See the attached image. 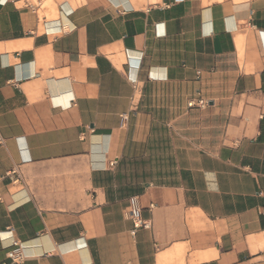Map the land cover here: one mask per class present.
<instances>
[{"label":"crops","instance_id":"0c3cea01","mask_svg":"<svg viewBox=\"0 0 264 264\" xmlns=\"http://www.w3.org/2000/svg\"><path fill=\"white\" fill-rule=\"evenodd\" d=\"M0 264H264V0H0Z\"/></svg>","mask_w":264,"mask_h":264},{"label":"built area","instance_id":"2783aa9c","mask_svg":"<svg viewBox=\"0 0 264 264\" xmlns=\"http://www.w3.org/2000/svg\"><path fill=\"white\" fill-rule=\"evenodd\" d=\"M198 104L201 107H205L207 103L203 100L199 101ZM190 107L194 106V103L191 102L189 104ZM123 122H126L128 120L127 116H123ZM153 207V205H151ZM130 208H131V214H132V219L134 222V227L135 229H141V228H146L147 224L146 222L142 219V209L140 206V202L138 197H131L130 198ZM8 258L13 262V263H19L24 259V253H23V247L19 244H15L12 249L8 252Z\"/></svg>","mask_w":264,"mask_h":264}]
</instances>
